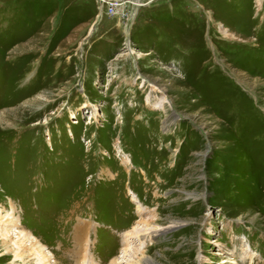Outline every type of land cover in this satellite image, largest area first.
<instances>
[{"label": "rangeland", "instance_id": "1", "mask_svg": "<svg viewBox=\"0 0 264 264\" xmlns=\"http://www.w3.org/2000/svg\"><path fill=\"white\" fill-rule=\"evenodd\" d=\"M104 1L0 0V264H264V0Z\"/></svg>", "mask_w": 264, "mask_h": 264}, {"label": "bare ground", "instance_id": "2", "mask_svg": "<svg viewBox=\"0 0 264 264\" xmlns=\"http://www.w3.org/2000/svg\"><path fill=\"white\" fill-rule=\"evenodd\" d=\"M223 35H226V33L224 32ZM166 231H167V229H163L161 231L162 235L165 234ZM169 232H170V230H169ZM6 237H7V235L3 236L4 239H6ZM30 244L31 245L29 248H25V249L23 247L19 248L20 250L15 253V254H17L16 257L22 258L25 256H27V257L31 256L33 258V261L35 262V264H51V261L47 259V255L41 249V247L38 246V244H34L33 241H30ZM34 253H37L38 255H34Z\"/></svg>", "mask_w": 264, "mask_h": 264}, {"label": "built area", "instance_id": "3", "mask_svg": "<svg viewBox=\"0 0 264 264\" xmlns=\"http://www.w3.org/2000/svg\"><path fill=\"white\" fill-rule=\"evenodd\" d=\"M97 2L103 6L104 12L107 16H114L116 15V4L111 2H106L104 0H97Z\"/></svg>", "mask_w": 264, "mask_h": 264}]
</instances>
